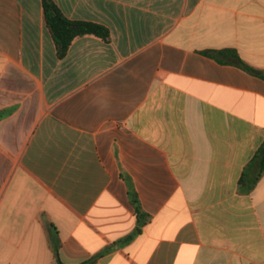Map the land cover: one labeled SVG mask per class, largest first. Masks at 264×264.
Listing matches in <instances>:
<instances>
[{
	"label": "crops",
	"instance_id": "obj_1",
	"mask_svg": "<svg viewBox=\"0 0 264 264\" xmlns=\"http://www.w3.org/2000/svg\"><path fill=\"white\" fill-rule=\"evenodd\" d=\"M53 1L111 38L0 0V264H264V79L203 54L264 73V0Z\"/></svg>",
	"mask_w": 264,
	"mask_h": 264
},
{
	"label": "trees",
	"instance_id": "obj_2",
	"mask_svg": "<svg viewBox=\"0 0 264 264\" xmlns=\"http://www.w3.org/2000/svg\"><path fill=\"white\" fill-rule=\"evenodd\" d=\"M42 2L44 6L46 25L56 43L57 54L59 58H64L68 53L72 43L81 37L95 36L105 41L110 40V31L105 26L93 22L69 20L61 12L59 7L55 4L53 0H42ZM203 54L224 64H236L250 72L256 73L264 79V73L253 71V69L241 59L238 52L234 49L208 50L204 51ZM255 161L260 165L261 176L264 173V143L262 144L261 148L257 151L255 155ZM123 177L128 181L125 176ZM129 186L130 199L132 205L136 210L138 222L134 232L128 237H126L122 242L132 240L136 235L140 234L142 231V227L147 222V215L141 206L139 196L136 190L132 187L131 183H129ZM55 253L58 260V264H64L60 260L59 249L56 248ZM93 261H95V259L83 264H88Z\"/></svg>",
	"mask_w": 264,
	"mask_h": 264
}]
</instances>
